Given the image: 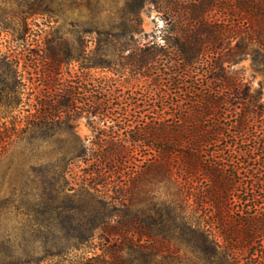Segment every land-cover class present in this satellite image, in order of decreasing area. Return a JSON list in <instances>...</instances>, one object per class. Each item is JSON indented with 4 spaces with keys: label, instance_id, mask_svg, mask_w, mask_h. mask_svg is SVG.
Wrapping results in <instances>:
<instances>
[{
    "label": "trees",
    "instance_id": "16d2710c",
    "mask_svg": "<svg viewBox=\"0 0 264 264\" xmlns=\"http://www.w3.org/2000/svg\"><path fill=\"white\" fill-rule=\"evenodd\" d=\"M128 2L118 32L95 27L98 49L127 48L126 63L83 46L71 58L82 73L66 78L69 52L51 46L36 58L43 88L33 111L0 121V160L14 144L28 168L8 193L0 181V214L27 217L14 232V264H264V102L234 68L249 57L264 73V0ZM148 3L165 33L142 43L133 33ZM159 64L179 113L144 125L132 124L137 104L116 80L90 73L130 65L157 81ZM23 79L0 63L2 118L23 106ZM80 118L96 132L89 142L75 132ZM10 243L0 233V255Z\"/></svg>",
    "mask_w": 264,
    "mask_h": 264
},
{
    "label": "rangeland",
    "instance_id": "374dc122",
    "mask_svg": "<svg viewBox=\"0 0 264 264\" xmlns=\"http://www.w3.org/2000/svg\"><path fill=\"white\" fill-rule=\"evenodd\" d=\"M39 13H33V10ZM129 13L128 0H0V63L10 62L17 66L22 73L25 89L23 106L7 116L0 107V121L11 120L15 116H23L33 111L32 104L42 87L36 79L37 70H42L44 65L36 62V58L44 56L52 46L55 52H69L68 64L62 66L63 77L80 75L79 62L72 60L80 52H114L117 63H126V59L120 58L119 54L126 56L130 50L127 48L105 45L98 49V33L95 29L99 25L102 30L118 32L119 26L127 18ZM165 16L152 3L145 4L138 12V32L133 33L134 38L142 43L151 40L154 36L160 40L162 29L165 26ZM102 36L101 38H103ZM103 45V44H102ZM101 45V46H102ZM104 46V45H103ZM89 53V54H90ZM132 53V52H130ZM118 54V55H117ZM128 68L122 74H114L110 70L94 69L90 73L94 78L103 76L112 77L116 80V88L121 90L128 101L137 104V108L131 107L129 119L132 124H149L159 118H171L178 116L176 109L177 99L167 95L170 91V81L165 78L162 64L155 68V73L160 75V80L155 81L152 77H146L141 72ZM243 73L245 81L251 87V91L260 90L264 102V73L256 71L251 59L245 58L234 66ZM31 78V79H29ZM3 112V113H2ZM6 114V115H5ZM223 123L228 128L231 126L229 119ZM264 125L257 123L260 129ZM75 132L82 141H90L94 138L95 130L87 123L86 118H80L75 127ZM228 132V129H225ZM222 144L220 148H223ZM215 147L209 148L214 150ZM145 153L150 151L144 149ZM16 151V150H15ZM151 152V151H150ZM14 144L8 153L0 160V181L2 182V193L9 192L16 181H20V175L26 171L27 166H19ZM83 166V165H82ZM24 167V168H22ZM74 173L78 172L74 168ZM74 176V175H73ZM163 190V189H162ZM27 217L12 207L9 211L0 214V233L9 237L11 243L5 245L0 255V264H14V232L23 227ZM81 256L80 252L74 251L72 258ZM70 257L63 259L45 260L37 264H70Z\"/></svg>",
    "mask_w": 264,
    "mask_h": 264
}]
</instances>
